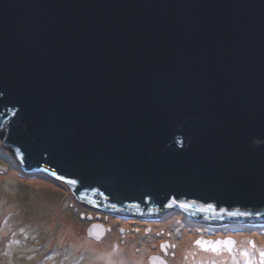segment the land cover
<instances>
[{
	"label": "water",
	"instance_id": "95a60500",
	"mask_svg": "<svg viewBox=\"0 0 264 264\" xmlns=\"http://www.w3.org/2000/svg\"><path fill=\"white\" fill-rule=\"evenodd\" d=\"M0 134L84 206L264 224V0H0Z\"/></svg>",
	"mask_w": 264,
	"mask_h": 264
},
{
	"label": "rangeland",
	"instance_id": "374dc122",
	"mask_svg": "<svg viewBox=\"0 0 264 264\" xmlns=\"http://www.w3.org/2000/svg\"><path fill=\"white\" fill-rule=\"evenodd\" d=\"M2 136L0 264H136L123 254L131 244L141 260L138 264H150L152 259L168 264L160 256L168 244L173 247L172 264H264V246L254 234H264V224L213 225L191 220L178 209L147 220L87 208L67 184L42 173H23L14 152L3 146ZM98 223L111 227L100 241L88 233ZM228 241L234 243L231 251ZM189 245L208 257L188 263L187 253L178 252Z\"/></svg>",
	"mask_w": 264,
	"mask_h": 264
},
{
	"label": "bare ground",
	"instance_id": "6f19581e",
	"mask_svg": "<svg viewBox=\"0 0 264 264\" xmlns=\"http://www.w3.org/2000/svg\"><path fill=\"white\" fill-rule=\"evenodd\" d=\"M254 234L256 236V241L258 243V245L260 246H264V234L259 232V231H254ZM241 240V239H240ZM242 244H245L244 241L241 242ZM179 250V249H178ZM195 249L193 247H191V245L189 246H184L181 248V250L178 252V253H181V252H184L186 254V256L188 257L187 261L188 263L193 262V259L197 258V259H200V258H207L208 257V253H202V254H199V253H196L194 251ZM14 253V252H13ZM125 254V258H133V259H136V261H134L136 264H138L141 260L138 258V256L135 255V251H134V247L133 245L131 244L130 246H128V248L126 249V251L123 253ZM222 254H219L217 256H221ZM235 264V263H234Z\"/></svg>",
	"mask_w": 264,
	"mask_h": 264
},
{
	"label": "flooded vegetation",
	"instance_id": "af4514ba",
	"mask_svg": "<svg viewBox=\"0 0 264 264\" xmlns=\"http://www.w3.org/2000/svg\"><path fill=\"white\" fill-rule=\"evenodd\" d=\"M12 152H13V150L12 149H10ZM87 207V206H86ZM87 208H91V209H93L92 207H87ZM161 218V217H160ZM143 219V218H142ZM149 219H151V218H149ZM145 220V219H144ZM152 220H156V219H152ZM157 223L155 222V223H153V225H156ZM107 227H109L108 225H106ZM111 228V227H110ZM113 229V228H112ZM115 229V228H114ZM110 233H108V235H109ZM108 235H106V236H108ZM172 246L170 247V244H168V245H166V246H164L163 248H162V254H160V256L162 257V258H164L165 259V261H167L168 262V264H172V263H169V257L171 256V255H174V253H173V251H171L172 250ZM163 255V256H162Z\"/></svg>",
	"mask_w": 264,
	"mask_h": 264
},
{
	"label": "snow or ice",
	"instance_id": "6c2138e0",
	"mask_svg": "<svg viewBox=\"0 0 264 264\" xmlns=\"http://www.w3.org/2000/svg\"><path fill=\"white\" fill-rule=\"evenodd\" d=\"M227 243L231 244V243H232V241H228ZM262 255H264V253H262Z\"/></svg>",
	"mask_w": 264,
	"mask_h": 264
}]
</instances>
